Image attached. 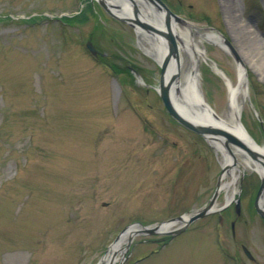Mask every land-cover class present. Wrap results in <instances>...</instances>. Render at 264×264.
I'll return each instance as SVG.
<instances>
[{"label": "rangeland", "instance_id": "1", "mask_svg": "<svg viewBox=\"0 0 264 264\" xmlns=\"http://www.w3.org/2000/svg\"><path fill=\"white\" fill-rule=\"evenodd\" d=\"M163 1L191 40L199 31L223 37L225 50L203 41L198 66L206 101L223 116L227 86L213 62L236 75L245 60L238 36H247L229 23L228 7L264 42V0ZM77 14L74 24L61 21ZM145 47L95 0H0V264H99L127 226L208 202L222 155L166 114L155 90L161 68ZM244 64L241 122L263 146L264 77ZM260 185L251 170L243 192L239 181L234 187L242 201L235 236L228 209L220 225L218 216L201 219L166 244L138 237L124 264H264V219L253 206Z\"/></svg>", "mask_w": 264, "mask_h": 264}, {"label": "water", "instance_id": "2", "mask_svg": "<svg viewBox=\"0 0 264 264\" xmlns=\"http://www.w3.org/2000/svg\"><path fill=\"white\" fill-rule=\"evenodd\" d=\"M95 1H97V3L110 17L133 27L138 35H140V31L146 34L158 33L166 39L168 51L165 57L160 62L158 60L159 66L161 67V75L159 86L157 88V92L162 100L166 112L171 116V118H173L184 128L199 134L208 142L218 144V148H220V146L223 147L224 151L232 157L231 162L225 161L222 164V174L219 177L218 185L208 205L204 206L200 210L170 219L168 221L156 223L149 226H145L141 223H134L126 227L114 240V242L107 250L106 255L99 262V264H124L131 254V249L134 246L135 239L138 237H176L185 232L187 228L195 221L210 216L214 213H219L220 211L226 209V207H228L231 203L235 204L236 214L237 216H240V198L234 199L233 197L232 199L227 201L226 205L217 208V200L220 191L224 186L221 185V181L228 174H230V172H234V168L238 165V160L232 149L237 152V155L248 158L252 163H258L260 165H264V153L258 151L256 148L249 145L247 141H244L232 132L227 131L226 129H223L221 127H215L213 125H207L199 122L197 119L191 118L190 116L182 113L176 108L173 103L172 94L175 84L180 79L181 68L179 46L175 42V34L172 32V23L177 22L183 24L185 23V21L171 12V10L162 0ZM118 3L126 4V8L122 6L120 7ZM149 11H155L164 15V25L166 26L168 32L160 31L147 20V16L151 15ZM225 43L229 48H231L230 44L227 41H225ZM88 48L93 54L98 53L91 45H88ZM172 67L175 69H172ZM201 106L208 112H210L212 116L216 117L213 110L206 103H203ZM261 179L262 184L259 197L264 190L263 175H261ZM257 211L264 218V211L259 207L258 203ZM244 252L251 258V255L246 248H244Z\"/></svg>", "mask_w": 264, "mask_h": 264}, {"label": "bare ground", "instance_id": "3", "mask_svg": "<svg viewBox=\"0 0 264 264\" xmlns=\"http://www.w3.org/2000/svg\"><path fill=\"white\" fill-rule=\"evenodd\" d=\"M232 4L235 5L233 2ZM118 5L120 7L122 6L126 8V4L124 3H118ZM228 8V12L233 10L231 12L235 13V15L229 18V23L232 25L233 29L237 31L239 30V34L240 31L245 32L247 36H238L239 40L240 38L246 39L244 42H242L243 40L239 41L240 51L244 57L243 59L245 60L242 61L239 57L238 61L236 62V75H228L219 69L218 64L212 61L213 68L216 71L221 72V75L224 78L227 86V108L224 112V115H218L216 110H214L209 104V107H211L218 115V117H214L210 112L201 106L203 103H207V101L199 84L200 73L198 71V66L201 63V60L206 61L204 50L201 47L203 45V41L209 42L210 40L218 46L224 48L222 45V40L214 33L208 32L203 34L199 31L200 41L196 42L191 40V37H189L185 31L180 28L178 30L176 25H172V32L180 42L179 55L181 77L175 84L173 90V103L179 111L187 114L191 118H195L199 122L207 125H213L215 127L226 129L244 141H247L249 145L253 146L258 151L264 153V145H259L246 130V128L244 126H240L237 122V118L242 117L245 104L247 100H249L247 85L248 70L244 63L246 61L248 65H251L260 73L261 77H264V42H260L259 38L254 36L253 33L251 34L250 26L238 18L233 6H229ZM149 12L151 15L147 16V20L160 31L167 32L164 25V15L155 11H153L154 13L151 11ZM139 33L143 47H145L144 43L148 44V46L145 47L146 52L154 55L160 62L168 51L166 40L158 33L151 35H147L141 31ZM172 69L175 68L172 67ZM219 150L223 153L224 162H231V155L225 152L223 147L219 148ZM232 151L236 155V158L239 157V161H241L240 166L239 164L236 166V169L240 170V172H247L249 169H258L263 174L264 165H260L258 163L254 164L248 158L242 157L240 155L238 156L234 149H232ZM231 175L233 177L232 184L235 186V182H237L239 175L236 172L232 173ZM260 207L264 210V191L260 197Z\"/></svg>", "mask_w": 264, "mask_h": 264}, {"label": "flooded vegetation", "instance_id": "4", "mask_svg": "<svg viewBox=\"0 0 264 264\" xmlns=\"http://www.w3.org/2000/svg\"><path fill=\"white\" fill-rule=\"evenodd\" d=\"M240 166V165H239ZM251 171V169H249L247 172H240V170H238L237 169V171H236V173H238V175H240V187H241V192H243L242 190H243V185H244V182H245V180H246V175H247V173L248 172H250ZM258 193V192H257ZM256 196H257V194H256ZM256 196H255V199H254V204H253V206H254V208H255V205H256ZM229 210H231V212L232 213H234V207L232 206V207H230V208H228ZM221 216V217H220ZM220 216H218V219H220V222H219V225L221 224V220L223 219L222 218V214L220 215ZM235 220V219H234ZM234 220H232L231 221V223H230V226H236V224H234Z\"/></svg>", "mask_w": 264, "mask_h": 264}, {"label": "trees", "instance_id": "5", "mask_svg": "<svg viewBox=\"0 0 264 264\" xmlns=\"http://www.w3.org/2000/svg\"><path fill=\"white\" fill-rule=\"evenodd\" d=\"M79 19H80V15L79 16H74L73 18H65L64 20L69 22V23H73L74 24V22H78Z\"/></svg>", "mask_w": 264, "mask_h": 264}]
</instances>
